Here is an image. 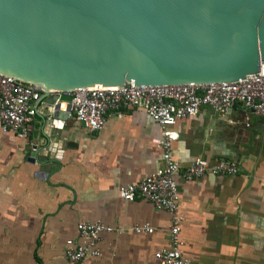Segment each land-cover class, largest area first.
<instances>
[{"label":"crops","instance_id":"1","mask_svg":"<svg viewBox=\"0 0 264 264\" xmlns=\"http://www.w3.org/2000/svg\"><path fill=\"white\" fill-rule=\"evenodd\" d=\"M47 109L38 104L27 139L0 132V264H71L62 248L77 239L78 222H100L119 234H101L100 257L77 264H161L153 253L167 245L168 215L117 195L118 186L160 168L158 125L130 108L108 114L95 133L71 118L56 129ZM243 118L238 105L224 117L203 106L170 128L180 168L194 159L238 165L232 176L175 177L180 252L188 264H264V122L247 116L244 126ZM141 223L153 232L134 234L131 227Z\"/></svg>","mask_w":264,"mask_h":264},{"label":"water","instance_id":"2","mask_svg":"<svg viewBox=\"0 0 264 264\" xmlns=\"http://www.w3.org/2000/svg\"><path fill=\"white\" fill-rule=\"evenodd\" d=\"M260 66L264 0H0V74L40 87L56 129L66 91L240 82Z\"/></svg>","mask_w":264,"mask_h":264},{"label":"built area","instance_id":"3","mask_svg":"<svg viewBox=\"0 0 264 264\" xmlns=\"http://www.w3.org/2000/svg\"><path fill=\"white\" fill-rule=\"evenodd\" d=\"M43 92L34 84L0 74V132H11L27 139ZM63 94L70 97L67 118L80 124L88 133L98 132L108 114L130 108L142 110L158 125L161 135L154 143L160 149V168L135 183L118 186L117 195L124 201L144 200L153 208L164 211L168 215L167 245L156 250L153 258L161 264H188L180 252L182 218L178 213L175 177L190 181L204 175L232 176L238 172V165L230 159H219L211 165L194 159L180 168L171 154V143L177 135L170 128L176 120L194 117L203 106L217 117H224L238 105L244 116V126H248L247 116L264 119V66L259 67L257 74L240 82L85 87ZM75 228L77 239L65 240L62 248L64 259L71 264L100 257L98 243L101 234H119L118 229L100 222H78ZM131 231L147 235L153 232V228L141 223L133 225Z\"/></svg>","mask_w":264,"mask_h":264}]
</instances>
